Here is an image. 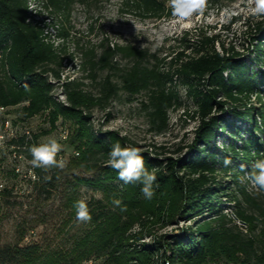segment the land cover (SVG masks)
I'll list each match as a JSON object with an SVG mask.
<instances>
[{"label": "trees", "instance_id": "16d2710c", "mask_svg": "<svg viewBox=\"0 0 264 264\" xmlns=\"http://www.w3.org/2000/svg\"><path fill=\"white\" fill-rule=\"evenodd\" d=\"M97 0H41L34 13L27 0H0V108H17L22 120L45 115L49 130L58 120L69 123L65 141L74 149L62 173L43 179L34 168L42 191L54 180L100 190L102 199L89 204L90 227L74 245L55 256H42L35 245L0 247V264H82L103 259L106 264H264V195L251 189L246 173L264 159V15L248 16L247 54L219 44L217 34L201 28L184 32L179 50L159 59L131 44L106 46L100 54L84 53L90 78L105 70L98 94L82 88L78 78L61 81L63 56L45 32L48 24L34 20L43 10L66 17L73 6ZM123 11L142 19L172 16L167 0H116ZM232 0H207L217 6ZM59 33L58 36H64ZM127 61L119 66L116 57ZM118 79L114 82L112 78ZM61 82V83H60ZM181 86L194 105L198 120L186 153L177 158L141 154L145 167L155 172L159 188L147 200L140 184H124L109 164L115 143L133 147L116 131L95 128L92 110L102 107L119 91L145 94L140 101L155 134L168 129V112L181 106ZM64 97V101L57 95ZM255 99L256 106L251 105ZM1 114V112H0ZM48 130L10 141L30 161L28 148ZM230 158L229 167L223 165ZM243 166V167H242ZM63 182V181H62ZM8 194L3 190L0 196ZM114 199L122 201L120 207ZM78 199L66 196L75 213ZM231 207V210L227 209ZM124 208L125 210H121ZM177 230L155 235L154 229L178 225ZM149 242H141L145 238Z\"/></svg>", "mask_w": 264, "mask_h": 264}, {"label": "rangeland", "instance_id": "374dc122", "mask_svg": "<svg viewBox=\"0 0 264 264\" xmlns=\"http://www.w3.org/2000/svg\"><path fill=\"white\" fill-rule=\"evenodd\" d=\"M27 1L32 13L41 6V0ZM251 6L254 5H250L249 0H232L217 6L206 4L203 12L193 13L187 18L172 15L162 19H142L125 13L116 0H97L89 6H73L66 17L43 10L34 20L48 24L45 25V32L50 35L54 46L63 56L61 81L78 78L85 91L97 95L98 82L107 72L98 70L96 80L90 78L91 72L89 65L85 64L87 57L84 53L94 51V54H100L106 46L131 44L146 49L167 62L169 56L179 50L178 41L183 33L189 32L191 36L195 29L201 28L208 35L217 34L219 44H215L216 50H220V44H224L247 54L250 49L249 36L243 22L251 16ZM59 33L65 35L60 37ZM115 61L120 67L127 65V61L118 56ZM112 80L118 82L114 77ZM177 91L181 106L168 112L169 125L164 133L155 134L151 131L145 111L140 105V101L145 98L143 93L131 97L119 91L104 106L92 110V124L102 131L112 130L126 136L133 147L157 154L159 158H177L188 150L198 125V120L192 115L194 105L191 99L181 86L177 87ZM57 96L64 101L63 96ZM251 105H257L255 99L251 100ZM0 118L9 120L19 136L26 130L30 135L48 130L46 134L38 137L37 143H44L49 138L57 139L63 146L58 159L63 158L66 166L68 160L75 156L74 149L61 137V131L71 133L69 123L58 120L56 128L49 130L45 115L22 120L17 108L1 113ZM11 145L7 141L0 149V184L2 192L8 191V194L0 196V247L15 244L35 245L43 257L55 256L59 251L69 250L88 231L90 224L76 221L75 213L66 203V196L71 194L78 200L85 199L89 205L94 200L102 199L103 194L100 190L87 186H67L64 181L70 179L68 175L60 181L55 179L53 188H46L47 193L43 192L41 179L37 186L33 184L36 181L30 182L29 169L32 166L29 160L23 153L13 152ZM64 169L62 173H65ZM54 173V169L44 170L41 177L50 178L57 174ZM227 210L230 211L231 207ZM186 224L180 222L177 226L157 227L154 234L170 233L177 230L178 226ZM149 241L148 237L141 242ZM82 264L106 263L103 259H91Z\"/></svg>", "mask_w": 264, "mask_h": 264}, {"label": "clouds", "instance_id": "9594fccd", "mask_svg": "<svg viewBox=\"0 0 264 264\" xmlns=\"http://www.w3.org/2000/svg\"><path fill=\"white\" fill-rule=\"evenodd\" d=\"M172 15L180 18H187L196 12H203L207 0H167ZM251 6L249 11L254 17L264 15V0H249ZM63 150L61 143L55 138H49L46 142L33 145L28 148L31 155L29 163L33 168L43 169H64L66 161L58 159L59 153ZM138 147L124 146L115 143L109 151V164L117 171L118 179L124 184H140L142 196L151 200L159 188L154 170L149 171L145 167V160ZM232 164L230 158H225L223 165L229 167ZM243 167V166H242ZM250 181L251 189L257 195H264V159L257 160L252 165V171L246 173ZM113 204L120 207L122 201L114 199ZM75 218L78 223H89L92 220L88 203L85 199H79L74 203ZM121 210H125L121 208Z\"/></svg>", "mask_w": 264, "mask_h": 264}, {"label": "built area", "instance_id": "2783aa9c", "mask_svg": "<svg viewBox=\"0 0 264 264\" xmlns=\"http://www.w3.org/2000/svg\"><path fill=\"white\" fill-rule=\"evenodd\" d=\"M0 112H4L3 108H0ZM27 136L29 137L30 134L28 132V130H26L22 135L20 136ZM19 135H17V132L14 130V127L12 126V124H10V121L5 119V118H0V149L3 148L7 141H11L13 139H17L18 137H20ZM61 137L65 140L67 137V132L66 130L61 131ZM13 148V152H17L15 151V147L14 145H11ZM14 153V155H15ZM75 155H78V153H75ZM36 173L34 171V168L32 167L31 169H29V179H31L30 182H34L37 181V177H36ZM2 191V185L0 184V192Z\"/></svg>", "mask_w": 264, "mask_h": 264}, {"label": "bare ground", "instance_id": "6f19581e", "mask_svg": "<svg viewBox=\"0 0 264 264\" xmlns=\"http://www.w3.org/2000/svg\"><path fill=\"white\" fill-rule=\"evenodd\" d=\"M1 56H2V55H1V51H0V59H1Z\"/></svg>", "mask_w": 264, "mask_h": 264}]
</instances>
